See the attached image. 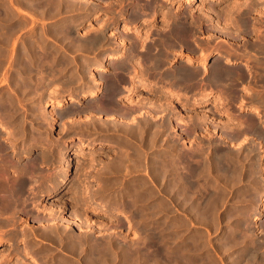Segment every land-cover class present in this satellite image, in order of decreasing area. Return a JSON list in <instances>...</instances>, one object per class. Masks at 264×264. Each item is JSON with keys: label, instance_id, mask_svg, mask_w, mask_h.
<instances>
[{"label": "rangeland", "instance_id": "1", "mask_svg": "<svg viewBox=\"0 0 264 264\" xmlns=\"http://www.w3.org/2000/svg\"><path fill=\"white\" fill-rule=\"evenodd\" d=\"M14 1L15 0H0V44H1L0 46L4 45L6 43L5 41L7 39H4L6 37H10V42L15 41L14 51L10 52L11 49L10 50L8 49V52L6 54H5L6 51L4 53H3V51H0V53H1L0 56L2 55L0 57V59H1L0 65H2V67H0V92H1L0 93V107H1L0 108V110H1L0 111V118H1L0 120H2V122H4V124H5V128L3 130L0 129V139H1V143H2L1 145H2L3 149L4 150L6 149L4 151V156H3L5 162H6V159L9 157L7 160H12L11 164H12V162L13 163L15 162L13 164L15 166H17V165L19 167H21V165L22 166L23 165L24 166H28V165L33 166L35 164L34 165V172L35 171H37V172H35V173L33 172L34 173V177H33L34 179L32 180L33 182L35 181L36 183H33L32 181H31L32 183H30V182L28 183V187L32 188L31 189L32 192H29L30 193L29 197H31L33 195L32 193H34V195L30 199L31 202L33 201V203L30 202L31 203L30 204L28 201L29 206L28 207L26 206V208L24 210V212H26V213H20V215L14 214L16 217L14 215H12V216L10 215V217H8L9 216L8 215V216H6L7 219L2 217V218H4L3 221H6V222L10 219V221H8L7 223L6 222L4 223L2 220H0L1 221L0 223L3 222L2 224H4V226H2L0 224L2 226V227H0V232H1L0 234H3V235L9 234L11 236L13 235V237L15 236L16 237L15 239L18 240L16 243L17 245H15L13 250L10 249V251L6 252L5 249H8V247H3L0 249V252H1L0 254L6 253L7 255L10 256L8 261L0 262V264H33L34 260L39 262L40 264H62V263L63 264H66V263L71 264L70 261L72 262V264H80V263L81 264H89L88 259H90V258H88V257L89 256L91 257V255L83 257L82 251H77L76 249H72V250H74V253H73V251L70 248V245H72V243L74 242L73 239L76 240L77 238H78L79 243H80V244L78 243L79 248H77V249L83 250V251H86L88 249L89 253L92 249H94L97 246V244L94 246V242L97 243V242L101 241L102 243L101 242H99V243H101L103 245L105 243L107 244L109 242L108 246H110V247H108V248H110V249H108V250H113L112 254H110V255L113 256L114 255L113 253H115L117 256V257L113 256L114 259L115 258L116 259H115V262H112V264H114V263L115 264H123V262L128 264V262L131 260V258L132 259L134 258L133 259L134 261H137L138 259H140L138 261H140L141 263L144 262L143 264H180L182 261L183 262L181 264H203V263L204 264H214V263H216V264H234L232 262L233 258L235 259L236 258L235 256H237L238 253L240 254V253H243L244 251L246 253H251V251H252V254L256 253V258H254L250 262L249 261L247 262L246 259L243 258L245 260L241 259L240 260L241 263L239 261L237 264H261V263L263 264V260H264V153L262 155L260 154L258 142L261 141L263 144V148H264V138L261 139L258 135H256L255 132H250L248 130V128L250 126H248V125L250 124L249 122H253L252 120H255V122H253V124L252 123L251 124L254 126L260 125L259 127L262 130L261 132L264 134V122H263L264 121V72H263L264 66L263 65L260 66L259 64L255 63L256 60H261V58L259 57L261 55V53L258 50V48H256L257 45L255 42L258 41L257 43L259 44V41L261 39H262V42L260 41V43H263V40H264V37H263L264 36V0H253V1L252 0L251 1L250 0H248V1L247 0H230V3H229V0H218V1L217 0H150L151 1V2H149L150 4L147 3L149 0H143L146 2H143L141 0L140 1L139 0H136V1L135 0H129V1L122 0L123 2L121 0H117V1L112 0V1H114L113 3L110 0H108V1L106 0L108 3V4L106 3V6L103 5L105 3V0H101L98 3L99 4L101 3L102 5L100 4L97 6V3L94 5L84 3V4H86V7H85V5L82 6L83 2L80 1L81 2L80 8H81V6L84 7L83 13H82V8H81V10H78V11H74V12L71 11L72 13H70V11H68L70 13L68 15H67V11H66V15L64 14L63 16L62 15L59 16L57 14H55V15L53 14V16H52V14H50L51 13L50 12V10H51L50 6H52L53 2L54 3H55V1L57 2V0H55V1L52 0V3H50L51 0H37L36 3H40L39 8H38V5L35 8H32L31 6H30L31 8L30 7L28 8L27 6L23 5L24 7H26V8H24L22 5H20V4H22L21 2H19L17 0L19 2V5H17L18 2L17 1L14 2ZM137 1H139V2H137ZM152 1L154 3H152ZM232 1L233 2L237 1L238 3L241 2L243 4L246 1L244 5H246L248 2H250V3H248L250 7L252 6L251 3H253V7H251V9H253V10H251L247 4V8L250 11L249 16H248V17H250V19L247 18V26L249 23H250V25L247 28V30H243L237 24H233L234 27L233 26L231 27V24L226 27L224 24V21L219 22L215 17H213L211 19L209 18L211 21L209 19L207 20L206 18L201 19V21H199L200 20L199 18L202 15L201 12L203 13V16L206 15V14H204L205 12L202 11L203 9H205V11L206 10L208 11V9H209L208 7H210L212 5L211 8L214 9V12L216 10L217 12L221 13L223 11H226L227 7L230 9V6L232 7L233 5L238 4V3H236V4L232 3ZM73 2H75L77 6L80 3V2L78 3V0L73 1ZM116 2H119L118 3L119 6L117 5ZM120 2H122V3L120 4ZM141 2H143V4ZM155 2H157L158 5H160V3H161V5L158 6L157 3L155 4ZM254 2H256V3H254ZM109 3L113 4V5L111 4L112 5L111 8L108 6V5H110ZM241 3H240V5H243ZM146 4L151 5V7L149 5H146ZM226 4L228 6H226ZM254 4H257V5H254ZM135 5H139V6L141 5V6L138 7ZM145 5L149 8H147ZM154 5H155V7H154ZM222 5L225 7L221 9L220 7H222ZM93 6L94 7L96 6L95 8H97V7L98 8L95 9ZM113 6H115V7H113ZM206 6H207V8H205ZM17 7H18V10H17ZM87 7L90 9L89 10L86 9ZM108 7L110 9L115 8L114 11H116V12H114L113 9L110 12L107 11V10H109ZM132 7L134 10L132 9ZM135 7H136V9L138 8L136 10L137 16H135L134 19H132L133 16H130L131 14H129V12L132 13V11H135ZM144 7H146L145 11H144ZM22 8H24V11ZM49 8H50V10H49ZM121 8H124V9H121ZM139 8H141L143 10H141ZM150 8H153V9H151L153 12L150 10ZM46 9L49 11H47ZM129 9L132 11H130ZM217 9H219V10H217ZM140 10L143 11V13ZM199 10H201V11L199 12ZM79 11H81V12H79ZM166 11L169 13L167 14ZM184 11H186V12H184ZM180 12L181 13L184 12L183 15H181ZM196 12H198V13H196ZM210 12H213V10L211 9ZM108 13H111V14H108ZM185 13H186V15L189 14V17L190 18L192 17L191 19H193L194 22H196L195 20H197V18H198L197 16H199V18H198L199 20L197 21L198 23L196 22V24H194L196 26H194L195 30H194L193 37L195 36L194 39H196V40H194L191 36L190 37L191 39L189 38V42H188V45L190 44L189 46L187 44H185L187 42H184L183 43L184 45L182 44L183 46L181 45V43H177V44L175 43L174 45H172L173 47L170 46V47L165 48L164 54H166V56H164L162 58V64H165V63L166 64L165 65L161 64L164 68L160 65L159 69H158L159 71L154 70V69H152V70L147 69V67L151 68V66L148 64V62L146 63L145 60H143L144 55H145L144 49H146L147 47H150L149 45L152 44V43H150V41L152 42L153 39H154L153 42L157 40V38H155V36L158 34V37H159L161 29L163 30V28L166 24H168L169 22L171 23L173 18L178 17L179 15L181 17H184ZM97 14H98V17H94ZM163 14H165V15H163ZM195 14H197V15H195ZM71 15H73L74 17ZM82 15H84V16H82ZM110 15L111 16L116 15V16L115 17L112 16L113 17L112 18ZM55 16H57L58 18H56ZM67 16L73 17V21H74L73 22L74 26L71 25L72 29L74 30V34L72 35V41L70 38H66V37H65V39H64V37L60 39L56 35L54 36V34H53V37H51V35H52L51 30L55 27V25L57 23L60 22V20H63L62 19L63 17L68 18ZM193 17H195V18H193ZM166 18L169 20V22ZM163 19H164V21H163ZM205 20L207 21V24H208V22H210V24H208V25H211V26H209V28H211L210 29L211 31H208V28H207L208 25L206 24ZM201 22H202V24H201ZM234 23H236V21ZM25 24H26V26H25ZM77 24H78V26H77ZM218 24L220 25V27ZM222 24H223V27H222ZM18 25H22L21 28L23 26H25L26 29L24 27L22 29L23 31H21V32H19V31L14 32L15 30L12 31V29H14ZM155 25H157V26H155ZM216 25H218V26L216 27ZM235 25L237 27H235ZM252 25H254V26H252ZM203 26H205V30H207V31L204 30ZM224 26L229 31H232V32L234 31L233 32L234 34H231L228 30H225ZM229 26L231 27V29H229ZM238 26H239V29H238ZM32 28L38 34V37L40 40L37 39V43H35L36 46L34 45L35 49H32L30 51L32 53H29V54L22 53L21 54V52H18V51L19 50L22 51V47L28 41V37L30 35L29 33L31 32ZM99 28L101 29V31ZM146 28H147V30H151L152 32L146 31ZM198 28H199V30H197ZM212 28L215 30L217 28H219L221 31L220 30L215 31ZM135 29H137V31L139 30L140 34L136 35ZM222 29H224V30H222ZM241 29H242V31H241ZM6 30L8 31L9 35L5 34V33H7ZM89 30H90V32H89ZM153 30H154V32H153ZM156 30H157V33H156ZM158 30H160V31L158 32ZM212 30L214 32H212ZM252 30H254V31H252ZM255 30L256 31L258 30V32H256ZM11 31H12V33L10 34ZM16 31H17V29H16ZM145 31L149 33V34L147 33V36H146ZM223 31H225V36L222 33ZM243 31H245L246 33H244V34L241 33ZM3 32H4V34H3ZM41 32H46L47 35H48V33L49 34L51 33V34L49 36L46 35V37H43V36L41 37V35H40ZM93 32L95 33V35L97 34L99 36V33L102 35V36L100 35L101 37H99V39L102 38L101 40L98 41L99 43L96 42L97 46L94 44L95 48L93 47V45L91 46V48L89 46L87 47V44H86V48H88V49H85V50L86 51L89 50L87 53H85L84 52L85 50H83V47L85 48V45L82 46L81 52L79 51L80 48H78V49L75 48L79 43L78 40H80V43L82 42V44L79 43V46H81L89 38L95 37ZM197 32H200L198 34V36L196 34ZM238 32L242 35L236 34ZM252 32H253V34H252ZM206 33L209 35H211L213 33V35H211V36H214V37H210ZM219 33H221V34H219ZM75 34H77L76 37H74ZM88 34H89V36H88ZM143 34H145V36H143V39H142L141 37ZM90 35H91V37H90ZM139 35H140V37H139ZM226 35L230 36L231 38L233 37V39H229L230 37H228ZM4 36H6V37H4ZM83 36L86 38H84ZM137 36H138V38H137ZM235 36H236V39H235ZM242 36H243V39H242ZM247 36H248V38H246ZM17 37H18V39H17ZM87 37H89V38L87 39ZM196 37H198V38H196ZM209 37L212 38L210 41H209V39H210ZM225 37H227V38H225ZM76 38H81V39H77L78 42H76V40H75ZM140 38L142 39V43H141ZM2 39H4V40H2ZM69 39H70V41H69ZM73 39L75 41H73ZM120 39L123 40L125 43V47H124L125 51H124L123 58L121 59V61H120V59L117 61H109L107 63L109 69L106 72H104L103 74L94 72V77L95 78L97 77L96 80H98L99 83L102 82L100 87L99 86L95 87V85L93 84L91 79L89 77H87L88 76L87 72L89 70L95 71V68L103 62V59L106 55L115 52L119 48L118 42ZM234 39L236 40V42H234L235 41ZM16 40H17V42H16ZM143 40H144V42H143ZM218 41L220 44H218ZM227 41H229V43ZM237 41H238V45H237ZM245 41H247V42H245ZM251 41H253V43ZM10 42H7L6 45H8V47L10 46V48H11ZM74 42H76L77 44H75ZM134 42L136 43V45H138L137 47L134 44ZM197 43H199V44H197ZM221 43H223V44L221 45ZM235 43L238 47H236V46L234 47ZM73 44H75L76 46L75 45H74V47L71 46ZM131 44H133L135 46H133ZM202 44H204V45H202ZM227 44L231 45L236 50L238 48V50H237V51H239L238 54L239 55L243 54V57L238 55L235 58L232 56L233 57L232 59L235 58L234 59L235 64L233 63L232 65H228V68H230L234 73H236V78L237 77L239 78L238 79L239 83L235 82L236 85L232 86L231 90L230 89L225 90L226 91L225 93L221 89V92H223V94H222L219 92L220 88L212 87L209 85H203L201 82H203L205 80V77L208 76V73H206V72L209 71V69L211 68V66L215 60L224 63L225 58H226V55H225L226 52L224 51V49L226 50ZM248 44L251 47H254V45H255L256 46V47H254L255 51L250 47L247 48ZM141 45L144 47H142ZM176 45L178 48L176 47ZM185 45H187V46H185ZM192 45L195 47L196 51L193 49L194 47H192ZM205 45L206 46L208 45L209 47L211 46L210 48L207 46L209 51H208V49H205L206 48ZM79 46H77V47H79ZM128 46L130 49L128 48ZM202 46L204 47V50H202V48H203ZM219 46H222V50ZM71 47H73V48H71ZM132 47L133 48L135 47V49H132ZM141 47L143 50H141ZM186 47L187 48L189 47V51H191V49H192V51L189 52L188 49H186ZM216 47H217V49H216ZM168 48H170L171 50ZM240 48H241V51L245 50L246 52L245 51L240 52V50H239ZM75 49H76V51H75ZM128 49L130 50V52ZM131 49L133 51H131ZM246 49H249V50H246ZM168 50H170V51H168ZM252 50L254 51V53H252ZM139 51L143 52L142 55ZM132 52H133V55H136L135 61L140 60L143 62L144 65L148 64V66L143 68L144 65L141 66L142 62L140 63V61H139L138 65L133 66V68L136 66L137 67L139 66L138 68L137 67L134 68V70L136 69L135 72L133 71V69L128 70V67H129L128 66V54H131ZM214 52H215V54H214ZM202 53H204L203 55L207 56V61L204 63V65L199 63L200 58L202 56ZM257 53L258 54L260 53V54L256 55ZM26 55H27V60L25 59ZM215 55H216V57H215ZM244 55H245V57H244ZM246 55H248V56H246ZM39 57H40V60H39ZM165 57H167V58H165ZM12 58H13V60H12ZM186 58H190L192 60L191 61L192 62L191 68L193 67L192 69L197 70L196 68L201 66L199 68L200 70L199 69L197 70L199 72V75L197 76L196 80H194L195 83L193 81L194 84L192 83L189 86H191V87L192 86H201V87L207 86V87H210L213 90V92H211L210 94H201V96H199L198 94H195L192 96L191 95L190 96H181V97H179L180 98L179 100L174 99V98H176V96H173L171 94H166V93L161 94V92H158V88L160 86L170 84V82L166 83V81H164L165 84H163L164 82L161 80L162 78H160V77H162V75L164 73H166L167 69L172 70V69L179 67L181 64L183 65L184 64L183 62L186 60ZM245 58H247V59L250 58L252 60L251 61L252 64L250 63L247 67H246V65H244V66L241 65L240 61H242ZM250 59H248V61H250ZM23 60H26L27 62L23 61ZM35 60H37V61H35ZM81 60H82V62H81ZM49 61H51V62H49ZM118 61L120 63L126 62V65L124 67H126L127 70L125 68H124L125 71H124V69L122 70V68L120 70L119 69L116 70L114 65L116 63L118 64ZM14 62H15V66H14ZM194 62L196 65L194 64ZM253 62H254V64L257 65V67L254 66ZM21 63L23 64L22 66H21ZM28 64H30L32 66L29 67L30 65H28ZM25 65H27L29 68H27V66H25ZM51 65H52V67H51ZM8 67H10V68H8ZM18 67L20 69L23 68V69H21L22 72L18 69ZM160 67H161V70H160ZM25 68H26V70H25ZM60 68H63V69H60ZM137 69H139V70H137ZM201 69H202V71H201ZM23 70H24V73H23ZM140 70L141 71L144 70L145 72L147 71L146 73L143 71L144 76L142 75L143 77L141 76V79L138 78V77H140V74L143 73ZM12 71H13V73H12ZM17 72L22 73V74H19ZM118 72H120V73H118ZM128 72L130 73L131 76L129 75ZM131 72H134V73L131 74ZM152 72H154L156 74V76H154L155 74L152 75L151 74ZM238 72H239V74H238ZM125 73H127V74H125ZM158 73H160V74L158 75ZM202 73H203V75H202ZM16 74H18V75H16ZM25 75H27V76H25ZM126 75L130 76L129 81L126 78ZM238 75H241V76L239 77ZM24 76L27 78L24 79ZM145 76H146V78H145ZM10 77H12V78H10ZM104 77H105V79H104ZM258 77H259V79H258ZM144 78H145V80H144ZM129 82L132 84H130ZM257 82L259 85H261L260 89H262L261 92H259L258 94H256L254 92V89L258 88V87H256ZM19 83L23 84L22 85L23 88H21L19 86ZM27 84L30 85L29 88H28ZM33 84H34V87H33ZM89 84H91V85L89 86ZM112 84H115L118 87L117 88L118 92L116 94V96H117L116 98L118 99V101H116V105H119L118 103H120V106H118V108L119 107H120L119 109L124 108L121 110V112L125 111L126 108H128V110H129V108L134 110V111L130 112V116L126 115L124 117V115H121V120L122 121L124 120L125 122L123 121L124 123L123 122L118 123L116 121V123H118V125H116L115 121L109 120L108 115H107V117H106V115H100V114L98 115L97 113L94 112V110H92L90 108H89V110H87L88 109V107H87L88 103H90L94 100L100 101L101 99H103L104 98L103 94L105 92V91H103V89L106 90L107 86L112 85ZM14 85H16V86H14ZM238 85H239V87H241L242 85L247 86L242 91H244L245 94H247V93H251V94L244 96L243 98L245 101H240V104H239V99H237L234 102H231L230 104H225L228 97L232 96L233 94L237 95ZM9 86H11V87H9ZM172 86H174V84ZM172 86H171V84L168 85V87H170V88H172ZM96 88H97L98 94H95L93 99H90L89 98L90 93L95 91ZM100 88H101V90L98 91V89H100ZM18 89H20V90H18ZM120 89H121V91H120ZM147 90H149V91H147ZM196 90H198V89H196ZM208 91H209V89H206V92H208ZM166 92L173 94L175 91L170 89ZM7 93H8V95H7ZM8 96H9V99H8ZM10 96H11V98H10ZM72 97L77 98V100L79 101V103H78L79 111H76L77 112L76 114L75 113H73L72 115L70 114V108L72 107V105H70L69 103H64V105L62 107H59V108L55 106V100H57L58 98H63L65 100V99H69ZM254 98H260V100L262 102L260 100L254 101L253 100ZM117 99H115V100H117ZM11 100H12V102H10ZM103 100H101V101L104 102ZM216 100H218V101H216ZM101 101L99 104L102 106L103 104L101 103ZM176 101H178V102L179 101L180 102L189 101L191 103L179 104ZM246 101H248V102H246ZM143 102L145 104H143ZM202 103L206 104L205 107H199V105H201ZM2 104H4L5 106ZM11 105H13V106H11ZM85 106H86V109H85ZM158 106L159 107L162 106V107L159 108ZM165 107H166V109H165ZM250 107L258 108L259 111H261V115L255 116L254 114H251L249 111H247L248 108H250ZM72 108H71V110H72ZM81 108H82V111L80 110ZM6 109H8V110H6ZM171 111H172V113H171ZM227 114H229V115H227ZM175 116H176V118H174ZM172 117H173V119H172ZM104 118H106V119H104ZM198 118L200 119V121ZM148 124L151 126H149ZM226 124H227V126L229 124V126L227 127ZM240 124H241V126H240ZM157 125H159L160 128ZM160 125L163 126V129ZM167 126H168V128H167ZM128 127H130L132 129V132L128 131V129H130ZM139 127L141 129L140 130L141 132L142 131L144 132L146 130L145 131L146 135L140 136V138H139V136H135V134H137V133L133 134L134 133L133 131L138 130ZM156 127H157V129H156ZM245 127H248V128H245ZM223 128H225V129H223ZM229 128L231 130H233L234 132L237 131L238 137L236 135H232V136H230L229 141L225 142V140H224V142H223V140H221L220 135L224 134L225 133L224 131L229 130L228 133L230 135L234 134V132L233 131L231 132V130ZM237 129H239V131L241 130L240 135H239V132ZM53 130L59 131L58 134L61 135V139L60 138L55 139L56 141H58L57 147H55V148L51 147V145H50V142H52L50 140L55 141L54 138H51V136H50V132H52ZM242 131H246V132H243L241 134ZM128 132L130 133L129 134L130 136L133 134L131 137H134V138H130L128 135ZM155 133H158V135H156ZM178 133L183 134V135H181L182 137ZM248 133L250 136L248 135ZM153 134H154V136H153ZM244 135L245 136L248 135L247 137H245L246 141L241 139L242 137H244ZM128 137H129V139H128ZM145 137H146V139H145ZM151 137L152 138L155 137V139H153V141H152ZM137 139H139V140H137ZM148 139L150 141H152L151 145H153V147L150 145H148V147L145 146L146 144H144V142L146 143L147 142L146 140H148ZM181 139L183 141H185L186 148H188V149L191 148L193 150L195 149L194 151H198V154H200L202 157H205V154L208 155L209 152L212 151V149L216 150V151H222V152L224 151V152H230V153L231 152L234 153V151H236V152H238V154L242 160L241 161L242 164L246 163L247 166L249 164H251L254 167H257L256 170L258 171L259 181H258V178H257V181H258L259 191L258 192L255 191V193L252 191L251 192L252 195L247 196V198L245 197L244 204H241V206L237 202L239 200H243L242 197H237V196L231 197L232 194H229L228 202L223 204L221 206L222 208L220 207L219 210L217 209L215 211L216 215H215V213H213V216H216V217L221 216V218L224 219V220H222L223 226L220 227V229L219 228L217 229L215 227V229H211V231H209V233H208V231L206 229H204V227L203 228L201 227L202 225L200 226L197 224V226L194 227L195 230L193 232H191V234L185 235L183 237L182 236L183 234L179 231L180 229L178 228V227H180L179 226L180 224H179V221H177V220H180V219H179V212L177 211V208H176L177 207V200H176L177 198H175L176 195L173 193V191H171L170 188H168V190H167V188L164 186L165 182H161L159 180L157 181L150 174L149 169H147V165H149L148 168L151 167V165L156 160V158H157L156 151L157 150H159L160 152H166V150H167V152L170 154L168 159H171V162H172V160H174L175 153L177 152L176 150H178L182 146ZM258 139H259V141H258ZM128 141L130 143H132V145ZM142 141H143V143H142ZM96 143H98L97 146L93 145V147H91V149H89L90 144H96ZM128 143L130 144V146L128 145ZM99 144H105V145H99ZM156 144H158V145H156ZM142 145L144 146V148H142V149H146V151L148 150L147 151L148 155H146L148 157H145L146 160L145 159L143 160L141 158L143 161L140 160V162H138V166L140 167L139 169L142 168L140 171H138L135 174H131L132 176H128V172L123 173V170L120 171L114 167V166H116L115 163H117L120 159L124 160L123 157L126 156V154H124V152L127 151L126 161H128V151L131 152V154L133 152L132 155H134L135 154L134 150L139 149V146L141 147ZM231 145L234 148H232ZM175 146H176V148H175ZM249 147H252L251 148L252 150H250ZM128 148L129 149L131 148L132 150L130 149L131 150L130 151ZM193 150H191V151H193ZM238 150H240V151H238ZM202 151L204 152V154ZM76 152H79L81 154V157L74 158ZM61 154H65L67 159L66 158L64 159V157H61ZM121 154H124V156H122ZM119 157H120V159H119ZM130 157H132V156L130 155ZM148 161H149V164L147 163ZM6 163L10 164V161L9 162L7 161ZM127 163L128 162H126V165L128 166ZM64 166H68V170L66 173L63 172ZM144 168H146V169H144ZM139 169L137 168V170H139ZM119 172H121V173H119ZM36 175H38V176H36ZM65 176H69L70 181H68L65 184L60 183L61 180L65 178ZM170 177H173V174H170L169 177H167V178L170 179ZM11 179H13V178L11 177L10 179H8V180H10L9 181L10 183H12ZM170 182H172V181L170 180ZM54 184H56L59 188V194H57V196L55 194L53 195L52 193L49 192L50 187ZM142 185H143V187H142ZM135 186H136V188L138 186L139 187L136 189ZM141 187L143 189H141ZM163 188H165V190ZM158 189L160 191H158ZM134 190L137 192V194L140 193V194H138L139 196H136V192ZM245 190L246 189L244 188L243 190H240L239 192L243 191L245 193L247 191V190L246 191ZM155 191H158L159 194ZM146 192L148 194L150 193V196ZM151 192H153V193H151ZM141 193H143L144 196ZM144 193L148 196H145ZM172 193H173V196H172ZM130 195H131V198H130ZM155 195H157V197H153ZM167 195H169V196H167ZM140 196H143V198L141 197V199L142 200L145 199V200L144 201L140 200L139 199ZM144 197H147V198H144ZM251 197H253L252 198L253 201L251 203H249V198H251ZM150 198H151V200H149ZM130 199L132 202L135 199H138L139 201L137 200V201H134L132 203L130 201ZM246 199H248V200H246ZM128 201H130L131 203ZM160 201H162V202H160ZM246 201H248V202L246 203ZM28 203H27V205H28ZM58 203L60 205H62L64 210L61 211L60 209L56 208ZM210 203H212V202H210ZM248 203H249V206H248ZM163 204H165V205H163ZM166 204L168 207L166 206ZM260 204L262 205L261 210L258 209ZM150 208L151 209L154 208V210H153L154 212L152 210H150ZM199 208H198V210H199ZM241 209L243 212L240 211ZM198 210H196V211H198ZM199 211H201V208ZM199 211H198V213L200 214ZM232 212L234 213L233 216H236V212L244 214V215H242L243 220L241 219L242 220V224H240L241 228L239 227V230L240 229L241 230L240 231L237 230L238 232L235 233L237 235V237H239V238L236 237V240H235V242L238 241V243L237 242L234 243L235 244L233 246L234 250L232 248L230 250V252L232 251L230 253V256L228 258H225V257H221L220 252L218 253V251H219L218 246L219 245H217V244H219L220 241L228 242V244H231V243H229V241L234 242V241H232V239L229 240V238H230L229 234L231 233V232H229V231H231L229 229L233 226V223H231L230 220H233V218H234L232 216V214H233ZM198 213L196 212V214L191 215V217L194 219V221L196 223H197V219L199 218ZM48 214H49L50 218L52 217L56 220L59 219L58 221H60V222H65L67 220L68 215H73V216L75 215L74 218L76 220H78V222L81 224V227H78V229H77L76 226H72L70 228L71 230H65V228L63 226L61 227L60 225H54L49 220H47L46 217L48 216ZM17 216H18V218H17ZM196 216H197V219L195 218ZM226 216H227V218H226ZM228 216L231 219L227 221V219H229ZM243 216H246V217L244 218ZM12 217L15 221L13 219H11ZM43 217L45 219H43ZM12 220H13V223H15V222L16 223L13 224ZM225 220H226V222H225ZM243 221H244V223H243ZM227 222H229L230 224L228 223V225H227L226 224ZM5 224H7L6 227H5ZM8 225H9V227H8ZM209 225H210V223H209ZM226 225H227V227H226ZM198 226H199V229H198ZM212 228H214V227H212ZM196 231H197V233H196ZM200 231H201V233H199ZM203 231H204V233L206 232V235L208 237V238L206 237V239L209 241H204L205 240L204 239L205 234L203 233ZM5 232H6V234H5ZM225 232L227 234H225ZM85 235H86V237L89 235L88 241L91 244H93L92 246L89 245L90 243H88L87 240H85L86 239ZM200 235L203 236L201 239H200V237H198ZM81 236L85 237V239L81 238ZM180 236H182L183 240L182 239L180 240ZM90 238H92L94 240V242ZM188 238L189 239L191 238V239L189 240ZM196 238L200 239L201 241H199V240L197 241ZM202 240H203V242H202ZM85 241L87 242V244ZM66 242H68V243H66ZM204 242H210V243H209V245H207L206 243L204 244ZM225 242H223V243H225ZM256 242L260 243V244H256ZM196 243H197V245H195ZM202 243L205 245V246H203L205 249L204 248L201 249ZM220 244H222V243H220ZM236 244H237V246H236ZM206 245L208 246L207 248H206ZM258 245H259V247H258ZM214 246L216 249L214 248ZM100 247H102V245L97 246V248H100ZM180 247H182V248H180ZM35 248H37V249H35ZM247 248H248V250H247ZM255 248H257V251L255 250ZM217 249H218V251H216ZM242 249L244 250L243 252H242ZM60 250H62V251H60ZM69 251H70V255H69ZM122 251H124V252H122ZM126 251H128V252H126ZM77 252L79 254L75 255ZM196 252L198 255L196 254ZM233 252H235V253H233ZM181 253H182V255H180V257H179V254H181ZM71 254H73L74 257L71 256ZM65 255H67V256H65ZM195 255L199 256L200 262H199V260L193 259V258H195ZM113 257H112V261H114ZM135 258H136V260H135ZM117 259H118V261H116ZM122 260H123V262H122ZM184 260L186 263L184 262ZM219 261L222 263H220ZM210 262H213V263H210ZM130 263H132V262L130 261L129 264Z\"/></svg>", "mask_w": 264, "mask_h": 264}, {"label": "bare ground", "instance_id": "2", "mask_svg": "<svg viewBox=\"0 0 264 264\" xmlns=\"http://www.w3.org/2000/svg\"><path fill=\"white\" fill-rule=\"evenodd\" d=\"M15 1H17V0H15ZM14 1V2H15ZM19 2H21L22 4H20V5H24V6H27L28 8L31 6L32 8H35V7H37V5H38V8L40 7L39 5H40V3H36L37 2V0H18ZM17 1V2H18ZM55 1V0H54ZM73 1H76V0H57V2L55 1V3L53 2V4H52V6H50V8H51V10H50V8H49V10H50V14H52V16H53V14L55 15V14H57V15H66V11H67V15L68 14H70V13H72L71 11H78V10H81V8H82V13H83V8L84 7H82V6H84L85 5V7H86V4H84V3H87V4H90V5H94V4H96L97 3V6L98 5H100L98 2H100L101 0H78V3L80 2V1H82L83 2V4H82V6H81V8H80V5H81V2L79 3V5L77 6L76 5V3L75 2H73ZM108 1V0H107ZM107 1L105 0V3L103 4L104 6H106V3H107ZM110 1H112V0H110ZM115 1H117V0H115ZM122 1V0H121ZM127 1H129V0H127ZM136 1V0H135ZM134 1V2H135ZM140 1V0H139ZM139 1H137V2H139ZM141 1H143V0H141ZM218 1V0H217ZM248 1V0H247ZM251 1V0H250ZM253 1V0H252ZM13 2V1H12ZM16 2V3H17ZM19 2L17 3V5H19ZM39 2V1H38ZM114 1H112V3H113ZM123 2V1H122ZM122 2H120V4L122 3ZM136 2V3H137ZM143 2H146V1H143ZM143 2H141L142 4H143ZM149 2H151L150 0L147 2V3H149ZM161 2V1H160ZM246 2V1H245ZM245 2H244V4H245ZM15 3V4H16ZM44 3V2H43ZM50 3H52V0H51V2ZM111 3V4H112ZM117 3V5L119 6V2H116ZM127 3V2H126ZM129 3V2H128ZM135 3V4H136ZM152 3H154L153 1H152ZM157 2H155V4H156ZM219 3V2H218ZM229 3H230V0H229ZM232 3H238L237 1L236 2H233L232 1ZM241 3V2H240ZM240 3H238V4H236V5H233L232 7L230 6V9L228 8H226V11H223V12H217L216 10H215V12H214V9L213 8H211V6L210 7H208L210 10L212 9L213 10V12H210V10L208 9V11L206 10L205 11V9H201L202 11H204L205 13L204 14H206L205 16H203V13L201 12V16H200V18H199V16H197L196 18H197V20H195L196 22L199 20V21H201V19H211V18H213V17H215L219 22H221V21H224V24H225V26L227 27L228 25H230L231 24V27L233 26V24H237V25H239L240 26V28H242L243 30H247V28L249 27V25H250V23L248 24V26H247V18H249L250 19V17H248L249 16V9L247 8V4L248 3H250V2H248L246 5H244L243 3H241V4H243V5H240ZM254 3H256V2H254ZM108 4V3H107ZM110 4V3H109ZM108 5L110 8H111V6L113 5ZM140 4V3H139ZM150 4V3H149ZM149 4H146V5H149ZM163 4V3H162ZM211 4V3H210ZM228 4V3H227ZM226 4V6H228ZM252 4V6L251 7H253V3H251ZM51 5V4H50ZM102 5V4H101ZM116 5V4H115ZM145 5V6H146ZM157 5H158V3H157ZM160 5H161V3H160ZM160 5H158V6H160ZM200 5V4H199ZM231 5V4H230ZM254 5H257V4H254ZM23 6V7H24ZM46 6V5H45ZM133 6V5H132ZM135 6H138V7H140L139 5H135ZM143 6V5H142ZM150 7H151V5H149ZM157 6V7H158ZM189 6V5H188ZM248 6H249V4H248ZM20 7V6H19ZM30 7V8H31ZM91 7V6H90ZM94 7V6H93ZM96 7V6H95ZM94 7V8H95ZM108 7V8H109ZM113 7H115V6H113ZM134 7V6H133ZM133 7H132V9H133ZM147 7V6H146ZM146 7H144V11L146 10L145 8ZM154 7H155V5H154ZM202 7V6H201ZM214 7V6H213ZM225 6H223L222 5V7H220L221 9L222 8H224ZM250 7V6H249ZM251 7H250V9H251ZM24 8H26V7H24ZM24 8H22L23 9V11H24ZM98 8V7H97ZM97 8H95V9H97ZM104 8V7H103ZM109 8V10H107V11H111L112 9H110ZM129 8V7H128ZM147 8H149V7H147ZM205 8H207V6L205 7ZM217 8V7H216ZM21 9V8H20ZM48 9V8H47ZM46 9V10H47ZM86 9H90V8H86ZM85 9V10H86ZM121 9H124V8H121ZM138 9V8H137ZM136 7H135V11H132V10H130V11H132V13L131 12H129V14H131L130 16H133L132 17V19H134V17L135 16H137V12H136ZM139 9H141V8H139ZM151 9H153V8H150V10ZM17 10H18V7H17ZM44 10V9H43ZM49 10H47V11H49ZM105 10V11H106ZM115 10V8L113 9V11ZM117 10V9H116ZM134 10V9H133ZM141 10H143V9H141ZM140 10V11H141ZM149 10V11H150ZM160 10V9H159ZM168 10V9H167ZM188 10V9H187ZM194 10V9H193ZM201 10H199V12L201 11ZM217 10H219V9H217ZM251 10H253V9H251ZM64 11V12H63ZM68 11H70V13L68 12ZM97 11V10H96ZM112 11V12H113ZM152 11V10H151ZM150 11V12H151ZM156 11V10H155ZM19 12V11H18ZM79 12H81V11H79ZM88 12V11H87ZM90 12V11H89ZM93 12V11H92ZM114 12H116V11H114ZM139 12V11H138ZM142 13H143V11H141ZM153 12V11H152ZM167 12V11H166ZM184 12H186V11H184ZM183 12V13H184ZM192 12V11H191ZM207 12V13H206ZM254 12V11H253ZM252 12V13H253ZM263 12V11H262ZM28 13V12H27ZM63 13V14H62ZM98 13V12H97ZM107 13V12H106ZM118 13V12H117ZM141 13V14H142ZM147 13V12H146ZM158 13V12H157ZM169 12H167V14H168ZM181 13V12H180ZM183 13H181V15H183ZM189 13V12H188ZM187 13V14H188ZM193 13V12H192ZM196 13H198V12H196ZM5 14V13H4ZM44 14V13H43ZM86 14V13H85ZM84 14V15H85ZM108 14H111V13H108ZM113 14V13H112ZM119 14V13H118ZM117 14V15H118ZM122 14V13H121ZM124 14V13H123ZM140 14V13H139ZM145 14V13H144ZM154 14V13H153ZM166 14V13H165ZM165 14H163V15H165ZM190 14V13H189ZM189 14L188 15H186V13H185V15H184V17H181L179 14V16L178 17H175V18H173V20L171 21V23L169 22V20H168V22L170 23H168V24H166L165 26H164V28H163V30L161 29V31L160 30H158V32L160 31V34H159V37H158V34L155 36V38H157V40L156 41H154L153 42V40H152V42L150 41V43H152L151 45H149L150 47H147L146 49H144V59L143 60H145V62L147 63L148 62V64L151 66V68H148L147 67V69H154V70H157V71H159L158 69H159V66L162 64V58L164 57V56H166V54H164V50H165V48H167V47H170V46H172V45H174L175 43L177 44V43H181V45L184 43V42H187V43H185V44H187L188 45V42H189V38L192 36V38L194 39V37H193V35H194V30H195V28H194V26H196V25H194V24H196V22H194V20L193 19H191L190 17H189ZM45 15V14H44ZM77 15V14H76ZM84 15H82V16H84ZM193 15V14H192ZM195 15H197V14H195ZM199 15V14H198ZM51 16V15H50ZM71 16H73V15H71ZM71 16H67L68 18H65V17H61L63 20H60V22L59 23H57L56 25H55V27L51 30L52 31V35H51V37H53V34H54V36L56 35L57 37H59L60 39L61 38H63L64 37V39H65V37L66 38H70L71 39V41H72V35L74 34V30L72 29V26L71 25H73L74 26V21H73V17H71ZM111 16V15H110ZM113 16V15H112ZM111 16V17H112ZM116 16V15H115ZM115 16H113V17H115ZM119 16V15H118ZM129 16V17H130ZM177 16V15H176ZM56 18H58L57 16H55ZM94 17H98V14L96 15V16H94ZM112 17V18H113ZM142 17V16H141ZM171 17V16H170ZM174 17V16H173ZM202 17V18H201ZM252 17V16H251ZM20 18V17H19ZM49 18V17H48ZM65 18V19H64ZM131 18V17H130ZM193 18H195V17H193ZM255 18V17H254ZM25 19V18H24ZM41 19V18H40ZM209 19V20H210ZM129 20V19H128ZM166 20V21H167ZM56 21V20H55ZM59 21V20H58ZM78 21V20H77ZM132 21V20H131ZM163 21H164V19H163ZM204 21V20H203ZM206 21V20H205ZM211 21V20H210ZM214 21V20H213ZM217 21V22H218ZM236 21V23H234ZM37 22V21H36ZM57 22V21H56ZM33 23V22H32ZM198 23V22H197ZM205 23V22H204ZM203 23V24H204ZM216 23V22H215ZM214 23V24H215ZM223 23V22H222ZM21 24V23H20ZM43 24V23H42ZM83 24V23H82ZM201 24H202V22H201ZM206 24H207V21H206ZM205 24V25H206ZM208 24H210V22H208ZM207 24V25H208ZM85 25V24H84ZM111 25V24H110ZM198 25V24H197ZM213 25V24H212ZM219 25V24H218ZM218 25H216V27L218 26ZM21 26L22 25H18V26H16L14 29H12V31H14V32H21V31H23L22 29L26 26V24H25V26H23L22 28H21ZM77 26H78V24H77ZM76 26V27H77ZM104 26V25H103ZM155 26H157V25H155ZM209 26H211V25H208V31H211L210 29L211 28H209ZM215 26V25H214ZM213 26V27H214ZM224 26V29L225 30H228L226 27ZM239 26H238V29H239ZM252 26H254V25H252ZM105 27V26H104ZM162 27V26H161ZM160 27V28H161ZM204 27V30H205V26H203ZM215 27V28H216ZM219 27H220V25H219ZM222 27H223V24H222ZM221 27V28H222ZM231 27L229 26V29H231ZM234 27V26H233ZM235 27H237L236 25H235ZM52 28V27H51ZM140 28V27H139ZM197 28V27H196ZM206 28V29H207ZM253 28V27H252ZM16 29H17V31H16ZM25 29H26V27H25ZM75 29V28H74ZM100 29V28H99ZM103 29V28H102ZM201 29V28H200ZM213 29V28H212ZM224 29H222V30H224ZM233 29V28H232ZM237 29V30H238ZM242 29H241V31H242ZM254 29V28H253ZM93 30V29H92ZM91 30V31H92ZM136 30V35L137 34H140L139 33V30L137 31V29H135ZM197 30H199V28L197 29ZM196 30V31H197ZM213 30H215V29H213ZM212 30V32H214ZM216 30H220L219 28H217ZM215 30V31H216ZM7 31V30H6ZM10 31V30H9ZM12 31L10 32V34L12 33ZM40 31V30H39ZM44 31V30H43ZM50 31V32H51ZM98 31V30H97ZM100 31H101V29H100ZM99 31V32H100ZM146 31H151V30H147V28H146ZM145 31V33H146V36H147V33L148 32H146ZM205 31H207V30H205ZM204 31V32H205ZM221 31V30H220ZM229 31V30H228ZM227 31V32H228ZM252 31H254V30H252ZM256 31V30H255ZM13 32V33H14ZM86 32V31H85ZM89 32H90V30H89ZM104 32V31H103ZM152 32V31H151ZM153 32H154V30H153ZM231 34H234L232 31H229ZM228 32V33H229ZM237 32V31H236ZM248 32V31H247ZM250 32V31H249ZM256 32H258V30L256 31ZM97 33V32H96ZM143 33V32H142ZM156 33H157V30H156ZM200 32H197L196 34H197V36H198V34H199ZM211 33V32H210ZM223 34H224V36H225V31H223L222 32ZM241 33H246L245 31H243V32H241ZM3 34H4V32H3ZM5 34H8V31H7V33H5ZM30 35H29V37H28V41L26 42L25 40V44L23 45V47H22V51H18V52H21V54L22 53H25V54H29V53H32V52H30L32 49H35L34 47L36 46V44L35 43H37V39H39V37H38V34L34 31V29L32 28V30H31V32L29 33ZM51 34V33H50ZM49 33H48V35H47V33L46 32H41V37L43 36V37H46V35L47 36H49L50 35ZM78 34V33H77ZM77 34H75L74 35V37H76V35ZM85 34V33H84ZM93 34L95 35V33L93 32ZM149 34V33H148ZM155 34V33H154ZM203 34V33H202ZM207 34V33H206ZM218 34V33H217ZM219 34H221V33H219ZM222 34V35H223ZM236 34H240L239 32L238 33H236ZM235 34V35H236ZM248 34V33H247ZM252 34H253V32H252ZM9 35V34H8ZM39 35V36H40ZM81 35V34H80ZM93 35V36H94ZM97 35V34H96ZM95 35V37H93V38H89V37H87V39L88 40H86L84 43H83V45H81V46H79V43H80V40H78L79 41V43H78V45L77 46H79V47H77L75 44H77L76 42H78L77 41V39H81V38H76L75 40H76V42H74L75 44H73V45H71V46H73L74 47V45L76 46L75 48H80V52H81V48H82V46H84L85 45V48L83 47V50H85V49H88V48H86V44H87V47L89 46L90 48H91V46L93 45V47L96 45L97 46V43L96 42H98L99 40H101V39H99V37H101L102 35L99 33V36L97 35L96 36ZM101 35V36H100ZM205 35V34H204ZM207 35H209V34H207ZM211 35H213V33L211 34ZM211 35H209L210 37H214V36H211ZM221 35V36H222ZM240 35H242V34H240ZM239 35V36H240ZM249 35V34H248ZM262 35V34H261ZM7 36V35H6ZM6 36H4V37H6ZM12 36V35H11ZM82 36V35H81ZM88 36H89V34H88ZM143 36H145V34H143L142 35V39H143ZM153 36V35H152ZM218 36V35H217ZM226 36H228V35H226ZM244 36V35H243ZM243 36H242V39H243ZM246 36V35H245ZM259 36V35H258ZM84 37V36H83ZM90 37H91V35H90ZM139 37H140V35H139ZM209 37V38H210ZM228 37H230V36H228ZM241 37V36H240ZM256 37V36H255ZM264 37V36H263ZM12 38V37H11ZM55 38V37H54ZM84 38H86V37H84ZM134 38V37H133ZM137 38H138V36H137ZM140 38V40H141V43H142V39ZM196 38H198V37H196ZM216 38V37H215ZM225 38H227V37H225ZM239 38V37H238ZM237 38V39H238ZM246 38H248V36L246 37ZM4 39H7L5 42L7 43V42H10V37H6V38H4ZM4 39H2V40H4ZM17 39H18V37H17ZM25 39V38H24ZM36 39V40H35ZM70 39H69V41H70ZM132 39V38H131ZM191 39V38H190ZM212 38H210L209 39V41L211 40ZM229 39H233V37L231 38H229ZM235 39H236V36H235ZM234 39V40H235ZM240 39V38H239ZM259 39V38H258ZM257 39V40H258ZM40 40V39H39ZM38 40V41H39ZM74 39H73V41H75ZM194 40H196V39H194ZM205 40V39H204ZM208 40V39H207ZM226 40V39H225ZM36 41V42H35ZM82 41V40H81ZM130 41V40H129ZM138 41V40H137ZM191 41V40H190ZM224 41V40H223ZM222 41V42H223ZM254 41V40H253ZM253 41H251L252 43H253ZM261 42H262V39L260 40ZM260 41H259V44L257 43V42H255L256 43V45H257V47L254 45V47H256V48H258V50L260 51V53H261V55L259 56L260 58H261V60H256V62L255 63H257V64H259L260 66L261 65H263L264 66V40H263V43H260ZM16 42H17V40H16ZM19 42V41H18ZM65 42V41H64ZM68 42V41H67ZM133 42V41H132ZM143 42H144V40H143ZM212 42V41H211ZM210 42V43H211ZM221 42V41H220ZM228 43H229V41H227ZM226 42V43H227ZM231 42V41H230ZM234 42H236V40L234 41ZM233 42V43H234ZM245 42H247V41H245ZM250 42V41H249ZM6 43L4 44V45H2V46H0V51H3V53L5 52V54L8 52V49L10 50V52L11 51H14V44H15V41H12V42H10V45H11V48H10V46L8 47V45H6ZM69 43V42H68ZM99 43V42H98ZM140 43V44H141ZM194 43V42H193ZM202 43V42H201ZM213 43V42H212ZM251 43V44H252ZM67 44V43H66ZM80 44H82V42L80 43ZM95 44V45H94ZM134 44L136 45V43L134 42ZM145 44V43H144ZM143 44V45H144ZM149 44V43H148ZM147 44V45H148ZM197 44H199V43H197ZM208 44V43H207ZM218 44H220L219 43V41H218ZM217 44V45H218ZM223 43H221V45H222ZM232 44V43H231ZM1 45V44H0ZM35 45V46H34ZM99 45V44H98ZM118 45H119V48L115 51V52H113V53H111V54H108V55H106L105 57H104V59H103V62L101 63V64H99L96 68H95V71L94 70H89L88 72H87V74H88V76L87 77H89L90 79H91V81L93 82V84L95 85V87L96 86H99L100 87V85L102 84V82L101 83H99V81L98 80H96V78L94 77V72L96 73H101V74H103L104 72H106L108 69H109V67H108V62L109 61H117V60H119L120 59V61H121V59L123 58V55H124V47H125V43H124V41L123 40H119V42H118ZM131 45H133V44H131ZM135 45H133V46H135ZM146 45V44H145ZM184 45V44H183ZM182 45V46H183ZM187 45H185V46H187ZM190 45V44H189ZM188 45V46H189ZM201 45V44H200ZM199 45V46H200ZM202 45H204V44H202ZM209 45V44H208ZM207 45V46H208ZM213 45V44H212ZM215 45V44H214ZM233 45V44H232ZM237 45H238V41H237ZM236 45V43H235V45H234V47L236 46V47H238ZM67 46V45H66ZM138 45H136V47H137ZM142 46V45H141ZM180 46V45H179ZM207 46L205 45V49H208L207 48ZM216 46V45H215ZM248 47L247 48H252L253 50H254V47H251V46H249V44L247 45ZM73 47H71V48H73ZM131 47V46H130ZM142 47H144V46H142ZM142 47H141V50H143L142 49ZM173 47V46H172ZM171 47V48H172ZM176 47H177V45H176ZM192 47H194L193 45H192ZM201 47V46H200ZM203 47V46H202ZM209 47V46H208ZM211 47V46H210ZM209 47V48H210ZM214 47V46H213ZM220 48H221V50H222V46H219ZM218 47V48H219ZM225 47V46H224ZM244 47V46H243ZM95 48V47H94ZM128 48H129V46H128ZM178 48V47H177ZM219 48V49H220ZM130 49V48H129ZM128 49V50H129ZM132 49H135V47L133 48L132 47ZM131 49V51H133ZM140 49V48H139ZM168 49H170V48H168ZM173 49V48H172ZM181 49V48H180ZM185 49V48H184ZM186 49H188V51H189V47L187 48L186 47ZM195 51H196V49H195V47L193 48ZM216 49H217V47H216ZM74 50V49H73ZM82 50V51H83ZM171 50V49H170ZM170 50H168V51H170ZM193 50V51H194ZM202 50H204V47L202 48ZM213 50V49H212ZM237 50H238V48H237ZM235 48H233L231 45H228L227 44V48H226V50L224 49V51L226 52V58H225V61H224V63H222V62H220V61H214V63L212 64V66H211V68L209 69V71L208 72H206V73H208V76L207 77H205V80L203 81V82H201L203 85H209V86H212V87H218V88H220V90H219V92L220 93H222L223 94V92L225 93L226 91L225 90H227V89H230L231 90V87L232 86H235L236 84H235V82L237 83L239 80V78L237 77L236 78V73H234L230 68H228V65H232L233 63L235 64V62H234V59L239 55L238 54V52L239 51H237ZM240 50V52H242V51H245V50H242L241 51V48L239 49ZM246 50H249V49H246ZM252 50V53H254V51ZM257 50V51H258ZM75 51H76V49H75ZM89 51V50H88ZM88 51H84L85 53H87ZM191 51H192V49H191ZM191 51H189V52H191ZM206 51V50H205ZM208 51H209V49H208ZM258 51V52H259ZM129 52H130V50H129ZM136 52V51H135ZM138 52V51H137ZM140 53H141V55H142V53L143 52H141V51H139ZM223 52V51H222ZM246 52V51H245ZM248 52V51H247ZM250 52V51H249ZM16 53V52H15ZM83 53V52H82ZM91 53V52H90ZM166 53V52H165ZM169 53V52H168ZM195 53V52H194ZM205 53V52H204ZM204 53H202V56H201V58H200V62L199 63H201V64H203L204 65V63L207 61V56H205V55H203ZM259 53V54H260ZM1 54V53H0ZM12 54V53H11ZM20 54V53H19ZM20 54V55H21ZM40 54V53H39ZM55 54V53H54ZM128 54V53H127ZM139 54V53H138ZM214 54H215V52H214ZM250 54V53H249ZM258 53L256 54V55H259ZM4 55V54H3ZM191 55V54H190ZM193 55V54H192ZM224 55V54H223ZM251 55V54H250ZM2 56V55H1ZM0 56V57H1ZM173 56V55H172ZM235 57L234 59H232L233 57ZM239 56H242L243 57V54H240ZM246 56H248V55H246ZM4 57V56H3ZM19 57V56H18ZM26 58V60H27V55L25 56ZM37 57V56H36ZM46 57V56H45ZM140 57V56H139ZM168 57V56H167ZM167 57H165V58H167ZM189 57V56H188ZM212 57V56H211ZM210 57V58H211ZM215 57H216V55H215ZM244 57H245V55H244ZM250 57V56H249ZM258 57V56H257ZM5 58V57H4ZM24 58V57H23ZM169 58V57H168ZM191 58V57H190ZM190 58H186V60L183 62L184 64L182 65H180L179 67H177V68H175V69H172L171 67V69L172 70H166V73H162L163 75H162V77H160V78H162L161 80L164 82V81H166V83L167 82H170V84H171V86L174 84V85H177V87H179V86H183V85H191L192 83H193V81L194 80H196V78H197V76L199 75V72L197 71L201 66H199L198 68H196L197 70H194V69H192L191 68V59ZM19 59V58H18ZM21 59V58H20ZM33 59V58H32ZM135 59H136V55H133V52L131 53V54H128V66L130 67H128V70L129 69H133V71L135 72V70H134V68H136V67H134L133 68V66H135V65H138L139 64V61H135ZM217 59V58H216ZM219 59V58H218ZM223 59V58H222ZM248 59H250V58H248ZM248 59L247 58H245V59H243L242 61H240V63H241V65H246V67L251 63L252 64V60L250 59V61H248ZM256 59V58H255ZM259 59V58H258ZM12 60H13V58H12ZM11 60V61H12ZM26 60H23V61H26ZM38 60V59H37ZM37 60H35V61H37ZM39 60H40V57H39ZM138 60V59H137ZM168 60V59H167ZM220 60V59H219ZM224 60V59H223ZM0 61H1V59H0ZM45 61V60H44ZM164 61V60H163ZM171 61V60H170ZM254 61V60H253ZM20 62V61H19ZM27 62V61H26ZM29 62V61H28ZM34 62V61H33ZM46 62V61H45ZM49 62H51V61H49ZM81 62H82V60H81ZM84 62V61H83ZM142 61H140V63H141ZM165 62V61H164ZM168 62V61H167ZM174 62V61H173ZM213 62V61H212ZM10 63V62H9ZM24 63V62H23ZM125 63V64H124ZM0 64H1V62H0ZM12 64V63H11ZM27 64V63H26ZM31 64V63H30ZM30 64H28V65H30ZM54 64V63H53ZM61 64V63H60ZM117 64V63H116ZM114 65V67L116 68V70L117 69H121L122 68V70L125 68L126 69V67H124L125 65H126V62H123V63H120L119 61H118V64L117 65ZM142 65L141 66H143L144 64H143V62L141 63ZM148 64L147 65H144L143 66V68L144 67H146V66H148ZM166 64V63H165ZM165 64H162V65H165ZM180 64V63H179ZM178 64V65H179ZM194 64H195V62H194ZM253 64H254V62H253ZM18 65V64H17ZM23 64L21 63V66H22ZM161 65V66H162ZM196 65V64H195ZM208 65V64H207ZM240 65V64H239ZM258 65V66H259ZM14 66H15V62H14ZM25 66H27V65H25ZM32 65H30L29 67H31ZM37 66V65H36ZM149 66V67H150ZM254 66L255 67H257V65L256 64H254ZM259 66V67H260ZM0 67H2V65H0ZM28 66H27V68H29ZM39 67V66H38ZM51 67H52V65H51ZM58 67V66H57ZM61 67V66H60ZM139 67V66H138ZM137 67V68H138ZM163 67V66H162ZM173 67V66H172ZM7 68V67H6ZM8 68H10V67H8ZM55 68V67H54ZM142 68V67H141ZM164 68V67H163ZM168 68V67H167ZM203 68V67H202ZM208 68V67H207ZM233 68V67H232ZM243 68V67H242ZM264 68V67H263ZM18 69L22 72V70L21 69H23V68H19L18 67ZM33 69V68H32ZM60 69H63V68H60ZM125 69H124V71H125ZM205 69V68H204ZM262 69V68H261ZM8 70V69H7ZM11 70V69H10ZM25 70H26V68H25ZM59 70V69H58ZM127 70V69H126ZM137 70H139V69H137ZM145 70V69H144ZM143 70V71H144ZM153 70V71H154ZM160 70H161V67H160ZM200 70V69H199ZM55 71V70H54ZM141 71V70H140ZM143 71H141V72H143ZM156 71V72H157ZM201 71H202V69H201ZM134 72H131V74L132 73H134ZM139 72V71H138ZM145 72V71H144ZM144 72L143 73H139L140 74V77H138V78H140L141 79V76L143 75L144 76ZM147 72V71H146ZM145 72V73H146ZM151 72V71H150ZM262 72V71H261ZM264 72V71H263ZM262 72V73H263ZM12 73H13V71H12ZM17 73H19V72H17ZM23 73H24V70H23ZM53 73V72H52ZM59 73V72H58ZM118 73H120V72H118ZM129 73V72H128ZM137 73V72H136ZM258 73V72H257ZM19 74H22V73H19ZM36 74V73H35ZM125 74H127V73H125ZM150 74V73H149ZM152 75H154L155 73L154 72H152L151 73ZM150 74V75H151ZM160 73H158V75H159ZM238 74H239V72H238ZM261 74V73H260ZM16 75H18V74H16ZM29 75V74H28ZM31 75V74H30ZM71 75V74H70ZM122 75V74H121ZM129 75H130V73H129ZM128 75V76H129ZM148 75V74H147ZM146 75V76H147ZM149 75V76H150ZM202 75H203V73H202ZM14 76V75H13ZM25 76H27V75H25ZM24 76V79L25 78H27V77H25ZM127 76V75H126ZM131 76V75H130ZM129 76V77H130ZM142 76V77H143ZM146 76H145V78H146ZM148 76V77H149ZM154 76H156V74L154 75ZM239 77L241 76V75H238ZM258 76V75H257ZM16 77V76H15ZM118 77V76H117ZM151 77V76H150ZM201 77V76H200ZM199 77V78H200ZM10 78H12V77H10ZM29 78V77H28ZM145 78H144V80H145ZM14 79V78H13ZM20 79V78H19ZM104 79H105V77H104ZM143 79V78H142ZM203 79V78H202ZM201 79V80H202ZM258 79H259V77H258ZM18 80V79H17ZM118 80V79H117ZM157 80V79H156ZM236 80V81H235ZM261 80V79H260ZM72 81V80H71ZM107 81V80H106ZM158 81V80H157ZM199 81V80H198ZM245 81V80H244ZM257 81V80H256ZM142 82V81H141ZM24 83V82H23ZM48 83V82H47ZM112 83V82H111ZM137 83V82H136ZM158 83V82H157ZM160 83V82H159ZM162 83V82H161ZM165 83V82H164ZM163 83V84H164ZM194 83H195V81H194ZM193 83V84H194ZM200 83V84H201ZM239 83V82H238ZM262 83V82H261ZM21 84V85H20ZM25 84V83H24ZM30 84V83H29ZM50 84V83H49ZM130 84H132V83H130ZM170 84H168V85H170ZM251 84V83H250ZM253 84V83H252ZM257 84H258V82H257ZM263 84V83H262ZM22 83H19V86L21 87V88H23L22 87ZM26 85V84H25ZM24 85V86H25ZM28 85V84H27ZM32 85V84H31ZM88 85V84H87ZM91 84H89V86H90ZM13 86V85H12ZM14 86H16V85H14ZM29 86L30 85H28V88H29ZM49 86V85H48ZM9 87H11V86H9ZM33 87H34V84H33ZM238 87H239V85H238ZM16 88V87H15ZM36 88V87H35ZM89 88V87H88ZM117 86L115 85V84H112V85H109V86H107V88H106V90H104L103 89V91H105L104 92V94H103V99H101V100H103L104 102H102L101 100V103L103 104L102 106L99 104L100 103V101H92V102H90V103H88V109L87 110H89V108L90 109H92V110H94V112L95 113H97L98 115L100 114V115H106V117H107V115H108V117H109V120H113V121H115V123H116V121L118 122V123H121V122H123L122 120H121V115H124V117L126 116V115H129L130 116V112L131 111H134L133 109H130L129 108V110H128V108H126L125 109V111H122L121 112V110L122 109H124V108H122V109H119L118 108V106H120V103H118L119 105H116V101H118V99L116 98L117 96H116V94H117V92H118V90H117ZM236 88V87H235ZM87 89V88H86ZM151 89V88H150ZM221 89H222V91L223 92H221ZM233 89V88H232ZM18 90H20V89H18ZM101 90V88L100 89H98V91H100ZM236 90V89H235ZM262 90V89H261ZM13 91V90H12ZM120 91H121V89H120ZM16 92V91H15ZM19 92V91H18ZM260 92V91H259ZM1 93V92H0ZM13 93V92H12ZM16 94V93H15ZM14 94V95H15ZM95 94H98L97 93V88H96V90L95 91H93V92H91L90 93V95H89V98L90 99H93V97L95 96ZM101 94V93H100ZM7 95H8V93H7ZM51 95V94H50ZM218 95V94H217ZM234 95V94H233ZM7 98V97H6ZM10 98H11V96H10ZM8 99H9V96H8ZM14 99V98H13ZM98 99V98H97ZM115 99H117V100H115ZM222 99V98H221ZM251 99V98H250ZM260 99V98H259ZM263 99V98H262ZM3 101V100H2ZM5 101V100H4ZM17 101V100H16ZM91 101V100H90ZM216 101H218V100H216ZM261 101V100H260ZM9 102V101H8ZM10 102H12V100L10 101ZM14 102V101H13ZM223 102V101H222ZM262 102V101H261ZM7 103V102H6ZM47 103V102H46ZM64 103H69L70 105H72V110H71V108H70V114L72 115L73 113H77L76 111H79V109H78V107H79V105H78V103H79V101L77 100V98H69V99H63V98H58L57 100H55V106L56 107H62L63 105H64ZM138 103V102H137ZM139 104V103H138ZM143 104H145V103H143ZM242 104V103H241ZM2 105H4V104H2ZM1 105V106H2ZM8 105V104H7ZM22 105V104H21ZM78 105V106H77ZM205 105L206 104H204V103H202L201 105H199V107H205ZM5 106V105H4ZM9 106V105H8ZM11 106H13V105H11ZM86 106H85V109H86ZM128 106V105H127ZM138 106V105H137ZM142 106V105H141ZM150 106V105H149ZM3 107V106H2ZM16 107V106H15ZM77 107V108H76ZM157 107V106H156ZM159 107V106H158ZM160 107H162V106H160ZM159 107V108H160ZM219 107V106H218ZM1 108V107H0ZM5 108V107H4ZM136 108V107H135ZM139 108V107H138ZM78 109V110H77ZM165 109H166V107H165ZM6 110H8V109H6ZM81 111H82V108L80 109ZM84 110V109H83ZM224 110V109H223ZM227 110V109H226ZM1 111V110H0ZM5 111V110H4ZM3 111V112H4ZM80 111V112H81ZM158 111V110H157ZM247 111H249L251 114H254L255 116H259V115H261V111H259V109L258 108H253V107H250V108H248V110ZM11 112V111H10ZM15 112V111H14ZM84 112V111H83ZM86 112V111H85ZM91 112V111H90ZM89 112V113H90ZM124 112V113H123ZM229 112V111H228ZM93 113V112H92ZM133 113V112H132ZM171 113H172V111H171ZM16 114V113H15ZM14 114V115H15ZM82 114V113H81ZM87 114V113H86ZM91 114V113H90ZM174 114V113H173ZM172 114V115H173ZM13 115V114H12ZM94 115V114H93ZM171 115V116H172ZM176 115V114H175ZM207 115V114H206ZM227 115H229V114H227ZM6 116V115H5ZM95 116V115H94ZM209 116V115H208ZM7 117V116H6ZM204 117V116H203ZM202 117V118H203ZM4 118V117H3ZM10 118V117H9ZM13 118V117H12ZM174 118H176V116L174 117ZM211 118V117H210ZM1 119V118H0ZM123 119V118H122ZM172 119H173V117H172ZM199 119V118H198ZM10 120V119H9ZM176 120V119H175ZM206 120V119H205ZM199 121H200V119H199ZM253 122H255V120H252ZM125 122V121H124ZM123 122V123H124ZM153 122V121H152ZM172 122V121H171ZM230 122V121H229ZM253 122H249L250 124L248 125V126H250L249 128L248 127H245V128H248V130L250 131V132H255L256 133V135H258L261 139H263L264 138V134L261 132L262 130L260 129V125L258 126V125H252L253 124ZM257 122V121H256ZM264 122V121H263ZM118 123H116V125H118ZM151 123V122H150ZM164 123V122H163ZM162 123V124H163ZM202 123V122H201ZM215 123V122H214ZM218 123V122H217ZM247 123V122H246ZM252 123V124H251ZM224 124V123H223ZM222 124V125H223ZM232 124V123H231ZM230 124V125H231ZM142 125V124H141ZM149 125V124H148ZM218 125V124H217ZM149 126H151V125H149ZM158 127H159V125H157ZM161 126V125H160ZM226 126H227V124H226ZM228 126H229V124H228ZM227 126V127H228ZM232 126V125H231ZM240 126H241V124H240ZM246 126V125H245ZM153 127V126H152ZM162 127V129H163V126H161ZM5 128V124H4V122H2V120H0V129H4ZM9 128V127H8ZM128 128H130V127H128ZM160 128V127H159ZM167 128H168V126H167ZM222 128V127H221ZM226 128V127H225ZM225 128H223V129H225ZM232 128V127H231ZM244 128V127H243ZM137 129V128H136ZM143 129V128H142ZM156 129H157V127H156ZM165 129V128H164ZM230 129V128H229ZM233 129V128H232ZM16 130V129H15ZM134 130V129H133ZM141 129H140V127L138 128V130H134L133 132V134H135V133H137V134H135V136H139V138H140V136H144V135H146V130L143 132H141L140 131ZM222 130V129H221ZM231 130V129H230ZM235 130V129H234ZM238 130V132H239V135H240V131H239V129H237ZM247 130V129H246ZM247 130V131H248ZM128 131H130V132H132V129L130 128V129H128ZM167 131V130H166ZM228 131L229 130H226V131H224L225 133L224 134H222V135H220L221 136V140H223V142H224V140H225V142L226 141H229L230 140V136H232V135H236L237 136V131L236 132H234L233 130H231V132L233 131L234 132V134H229L228 133ZM248 131V132H249ZM183 132V131H182ZM181 132V133H182ZM214 132V131H213ZM243 132H246V131H242L241 132V134L243 133ZM8 133V132H7ZM184 133V132H183ZM130 133L128 132V135H129ZM132 134V135H133ZM152 134V133H151ZM156 135H158V133H155ZM179 134V133H178ZM186 134V133H185ZM131 135V136H132ZM180 136L181 135H183V134H179ZM248 135H249V133H248ZM248 135H244V137H242L241 139L242 140H245V137H247ZM254 135V134H253ZM130 135H129V137L130 138H134V137H131ZM153 136H154V134H153ZM250 136V135H249ZM129 137H128V139H129ZM182 137V136H181ZM238 137V136H237ZM256 137V136H255ZM142 138V137H141ZM152 138V137H151ZM244 138V139H243ZM259 138V139H260ZM145 139H146V137H145ZM153 139H155V137H153L151 140L153 141ZM237 139V138H236ZM259 139H258V141H259ZM137 140H139V139H137ZM142 140V139H141ZM149 140V139H148ZM148 140H146L147 142L145 143L144 142V144H146L145 146L146 147H148V145H150V146H152L153 147V145H151V143H152V141H148ZM173 140V139H172ZM145 141V140H144ZM157 141V140H156ZM181 141H182V146H181V148H179L178 150H176L177 152L175 153V156H174V160H172V162H171V159H168V157H169V153L167 152V150H166V152H160L159 150H157L156 151V155H157V158H156V160L154 161V163L152 164L151 162V167H149L148 168V166L149 165H147V169H149V171H150V174L158 181H161V182H165L164 183V186L167 188V190H168V188H170L171 189V191H173V193L176 195L175 196V198H177L176 200H177V211L179 212V219L180 220H177V221H179V226L180 227H178L180 230V232L183 234L182 236L184 237L185 235H188V234H191V232H193L195 229H194V227H196L197 226V224L198 225H202L201 227L203 228L204 227V229H206L207 231H208V233H209V231H211V229H215V227L218 229H220V227H222L223 225H222V223H223V221L222 220H224L223 218H221V216L220 217H216V216H213V213H215V215H216V210L218 209L219 210V208L223 205V204H225L226 202H228V200H229V194H232V196L231 197H242V199L243 200H239L237 203L238 204H240V206H241V204H244V199H245V197L247 198V196H249V195H252V191L255 193V191H259V189H258V181H259V178H258V171L256 170L257 169V167H254L253 165H251V164H249L248 166H247V164L246 163H243L242 164V160H241V158H240V156H239V154H238V152H236V151H234V153L233 152H222V151H216V150H213L212 149V151H210L209 152V154L208 155H206L205 154V157H202L200 154H198V151H194L193 149H188V148H186V146H185V141H183L182 139H181ZM246 141V140H245ZM129 142V141H128ZM130 143V142H129ZM128 143V145L130 146V144L132 145V143H130L129 144ZM142 143H143V141H142ZM156 143V142H155ZM233 143V142H232ZM243 143V142H242ZM248 143V142H247ZM259 144V152H260V154L262 155L263 153H264V148H263V144H262V142L260 141V142H258ZM2 143H1V139H0V220H2L3 221V219L4 218H6V216H8V217H10V215L12 216V215H20V213H26V212H24V210H25V208H26V206L28 207L29 206V203L31 202V197H33V195H34V193H32L30 196L31 197H29V192H32V188L31 187H28V183L30 182V183H32L33 181V177H34V173L35 172H37V171H35L34 172V165L33 166H30V165H28V166H22L21 165V167H19L18 165V167L17 166H15V165H13L14 163L12 162V164H11V161L12 160H7L6 158V162L8 161H10V164H8V163H6L5 162V160H4V151L6 150H4L3 149V147H2V145H1ZM143 144V145H144ZM246 144V143H245ZM93 145L94 146H97L98 145V143H96V144H90V147H89V149H91V147H93ZM99 145H105V144H99ZM139 146V149H136V150H134L135 151V154L134 155H132L133 154V152H132V154H131V152H129L128 151V161H126V159H127V151L126 152H124V154H126V156H124V154H121L122 156H124L123 158H124V160L123 159H120V157H119V161L117 162V163H115L116 164V166H114L117 170H123V173H125V172H128V176H132L131 174H135V173H137L138 171H140L141 169H139L140 167L138 166V162H140V160L141 161H143L144 159H145V157H148V156H146V155H148L147 154V151H146V149H142V148H144V146ZM156 145H158V144H156ZM173 145V144H172ZM249 145V144H248ZM5 146V145H4ZM105 147V146H104ZM157 147V146H156ZM159 147V146H158ZM171 147V146H170ZM213 147V146H212ZM211 147V148H212ZM231 147H232V145H231ZM246 147V146H245ZM136 148V147H135ZM167 148V147H166ZM175 148H176V146H175ZM232 148H234V147H232ZM247 148V147H246ZM250 148V150H252L251 148L252 147H249ZM129 149V148H128ZM131 149V148H130ZM129 149V150H130ZM134 149V148H133ZM237 149V148H236ZM235 149V150H236ZM245 149V148H244ZM132 150V149H131ZM130 150V151H131ZM191 150H193V151H191ZM198 150V149H197ZM210 150V149H209ZM249 150V149H248ZM238 151H240V150H238ZM175 152V151H174ZM200 152V151H199ZM203 152V151H202ZM236 152V153H235ZM250 152V151H249ZM132 156V157H130V155ZM203 154H204V152H203ZM84 155V154H83ZM135 158H134V157ZM154 156V155H153ZM172 156V155H171ZM201 156V157H200ZM6 157V156H5ZM61 157H64V159L66 158V156H65V154H61ZM79 157H81V154L79 153V152H76V154H75V156H74V158H79ZM19 158V157H18ZM122 158V157H121ZM143 160H142V159ZM155 158V157H154ZM172 158V157H171ZM67 159V158H66ZM198 159V160H197ZM146 160V159H145ZM148 160V159H147ZM67 162V161H66ZM126 162H128L127 164H128V166L126 165ZM108 163V162H107ZM148 164H149V161L147 162ZM28 164V163H27ZM32 165V164H31ZM140 165V164H139ZM146 165V164H145ZM114 168V169H115ZM128 168V169H127ZM137 168L139 169V170H137ZM144 169H146V168H144ZM67 170H68V166H64V169H63V172H67ZM62 171V170H61ZM34 172V173H33ZM119 173H121V172H119ZM149 173V172H148ZM149 174V175H150ZM170 174H173V177H170V179H168L167 177H169V175ZM127 175V174H126ZM150 175V176H151ZM36 176H38V175H36ZM40 176V175H39ZM145 176V175H144ZM151 176V177H152ZM172 176V175H171ZM12 177L13 179H11V182L12 183H10L9 181L10 180H8V179H10V178ZM41 177V176H40ZM134 177V176H133ZM152 177V178H153ZM257 178H258V181H257ZM13 180V181H12ZM170 180L172 181V182H170ZM32 181V182H31ZM68 181H70V178H69V176H65V178L64 179H62L61 180V182L60 183H67ZM134 181V180H133ZM168 182V183H167ZM33 183H36L35 181L33 182ZM31 185V184H30ZM29 185V186H30ZM147 185V184H146ZM161 185V184H160ZM133 187V186H132ZM139 187V186H138ZM137 187V188H138ZM142 187H143V185H142ZM141 187V189H143ZM135 188H136V186H135ZM136 188V189H137ZM145 188V187H144ZM156 188V187H155ZM246 189L245 191V193L242 191V192H239L240 190H243V189ZM135 189V190H136ZM146 189V188H145ZM164 190H165V188H163ZM31 190V191H30ZM134 190V191H135ZM150 190V189H149ZM166 190V191H167ZM132 191V190H131ZM148 191V190H147ZM152 191V190H151ZM158 191H160L159 189H158ZM158 191H155V192H157L158 194H159V192ZM170 191V190H169ZM168 191V192H169ZM50 193H52L53 195L55 194L56 196H57V194H59V188H58V186L56 185V184H54V185H52L51 187H50V191H49ZM136 192V191H135ZM134 192V193H135ZM139 192V191H138ZM143 192V191H142ZM28 193V194H27ZM147 193V192H146ZM151 193H153V192H151ZM173 193H172V196H173ZM235 193V194H234ZM27 194V195H26ZM131 194V193H130ZM138 194H140V193H138ZM137 194V192H136V196H139ZM142 195H143V193H141ZM145 194V193H144ZM148 194V193H147ZM157 194V195H158ZM132 195V194H131ZM131 195H130V198H131ZM149 196H150V193L148 194ZM148 195H146L145 194V196H148ZM157 195H155V196H153V197H157ZM161 195V194H160ZM159 195V196H160ZM135 196V195H134ZM144 196V195H143ZM143 196H140V200H142L141 199V197L143 198ZM167 196H169V195H167ZM135 198V197H134ZM144 198H147V197H144ZM170 198V197H169ZM252 198L253 197H251V198H249V203H251L253 200H252ZM34 199V198H33ZM32 199V200H33ZM89 200V199H88ZM133 200V199H132ZM138 199H135L134 201H137ZM145 200V199H144ZM144 200H142V201H144ZM149 200H151V198L149 199ZM153 200V199H152ZM175 200V201H176ZM246 200H248V199H246ZM28 201H29V203H28ZM130 201H131V199H130ZM130 201H128V202H130ZM133 201V202H134ZM139 201V200H138ZM242 201V202H241ZM132 202V201H131ZM130 202V203H131ZM132 202V203H133ZM160 202H162V201H160ZM165 202V201H164ZM210 202H212V203H210ZM248 201H246V203H247ZM27 203H28V205H27ZM31 203H33V201L31 202ZM30 203V204H31ZM35 203V202H34ZM129 203V204H130ZM172 203V202H171ZM176 203V202H175ZM249 203H248V206H249ZM135 205V204H134ZM147 205V204H146ZM163 205H165V204H163ZM31 206V205H30ZM52 206V205H51ZM162 206V205H161ZM166 206H167V204H166ZM225 206V205H224ZM141 207V206H140ZM151 207V206H150ZM168 207V206H167ZM201 208V211H199L200 210V208ZM245 207V206H244ZM31 208V207H30ZM56 208H58V209H60L61 211L62 210H64L63 209V207H62V205H60L59 203H58V205L56 206ZM135 208V207H134ZM149 208V207H148ZM198 208H199V210H198ZM222 208V207H221ZM32 209V208H31ZM258 209H262V205L260 204V206L258 207ZM28 210V209H27ZM26 210V211H27ZM150 210H154V208L153 209H151L150 208ZM160 210V209H159ZM166 210V209H165ZM164 210V211H165ZM196 210H198L199 212H200V214L198 213V211H196ZM60 211V212H61ZM140 211V210H139ZM199 214L198 216H199V218L197 219V216L195 217L196 219H197V223L194 221V219L191 217V215L192 214H196V212ZM240 211H242V209L240 210ZM245 211V210H244ZM32 212V211H31ZM151 212V211H150ZM149 212V213H150ZM154 212V211H153ZM177 212V213H178ZM195 212V213H194ZM219 212V211H218ZM243 212V211H242ZM233 213V212H232ZM73 214V213H72ZM261 214V213H260ZM14 215V216H15ZM34 215V214H33ZM220 215V214H219ZM228 215V214H227ZM234 215V213L232 214V216ZM242 215H244V214H241V213H237L236 212V216H233L232 218H233V220H230L231 218L228 216V218L229 219H227V221L228 220H230L231 221V223H233V226L229 229V230H231V231H229V232H231L228 236L230 237L229 238V240L230 239H232V241H234V242H230L229 241V243H231V244H228V242H225V241H220L219 242V244H217V245H219L218 246V249H219V251H218V249L216 250V251H218V253L220 252V255H221V257H225V258H228L229 256H230V253L232 252H230V250L233 248V250H234V243H238V241H236L235 242V240H236V237H237V235L235 234L236 232H238L237 230H239V227L241 228V225L240 224H242ZM13 216V217H14ZM47 216V215H46ZM75 216V215H74ZM74 216L73 215H68L67 216V220L65 221V222H60V221H58V220H56V219H54V218H50V216H49V214H48V216L46 217L47 218V220H49L52 224H54V225H60L61 227L63 226L64 228H65V230H71L70 228L72 227V226H76L77 227V229H78V227H81V224L78 222V220H76L75 218H74ZM2 217H4V218H2ZM13 217L11 218V219H13ZM16 217V216H15ZM41 217V216H40ZM194 217V216H193ZM223 217V216H222ZM244 218L246 217V216H243ZM17 218H18V216H17ZM16 218V219H17ZM57 218V217H56ZM226 218H227V216H226ZM225 218V219H226ZM7 219V218H6ZM5 219V220H6ZM43 219H45L44 217H43ZM242 219V220H241ZM14 220V219H13ZM13 220H12V223H13ZM8 221H10V219L8 220ZM7 221V222H8ZM15 221V220H14ZM46 221V220H45ZM64 221V220H63ZM84 221V220H83ZM1 222V221H0ZM4 223L6 222V221H3ZM2 222V223H3ZM6 222V223H7ZM225 222H226V220H225ZM224 222V223H225ZM246 222V221H245ZM2 223H0L2 226H4V224H2ZM16 223V222H15ZM15 223H13V224H15ZM50 223V224H51ZM209 223H210V225H209ZM228 223L229 222H227L226 224L228 225ZM243 223H244V221H243ZM12 224V225H13ZM230 224V223H229ZM0 225V227H2ZM10 225V224H9ZM9 225H8V227H9ZM227 225H226V227H227ZM247 225V224H246ZM7 226V224H5V227ZM15 226V225H14ZM13 226V227H14ZM101 226V225H100ZM212 227H214V228H212ZM248 227V226H247ZM224 228V227H223ZM243 228V227H242ZM245 228V227H244ZM85 229V228H84ZM198 229H199V226H198ZM228 229V228H227ZM101 230V229H100ZM153 230V229H152ZM205 230V231H206ZM241 230V229H240ZM239 230V231H240ZM244 230V229H243ZM177 231V230H176ZM226 231V230H225ZM64 232V231H63ZM69 232V231H68ZM80 232V231H79ZM82 232V231H81ZM99 232V231H98ZM107 232V231H106ZM228 232V231H227ZM1 233V232H0ZM113 233V232H112ZM119 233V232H118ZM152 233V232H151ZM196 233H197V231H196ZM199 233H201V231L199 232ZM203 233H204V231H203ZM5 234H6V232H5ZM68 234V233H67ZM80 234V233H79ZM194 234V233H193ZM205 235V240L204 241H209V240H207L206 239V237H207V235H206V232L204 233ZM225 234H227L226 232H225ZM78 235V234H77ZM123 235V234H122ZM203 235V234H202ZM211 235V234H210ZM56 236V235H55ZM68 236V235H67ZM89 236V235H88ZM86 237V235H85V237H86V239H85V237H82L81 236V238H83V239H85V240H87V242L88 243H90L89 241H88V238L89 237ZM182 236H180V240L182 239ZM190 236V235H189ZM197 236V235H196ZM226 236V235H225ZM227 236V237H228ZM78 237V236H77ZM106 237V236H105ZM198 237H200V239L203 237V236H198ZM16 237L14 236L13 237V235L11 236V235H3V234H0V249L1 248H3V247H8V249H5V251L7 252V251H10V249H12L13 250V248L15 247V245H17L16 243H17V241L18 240H16L15 239ZM72 238V237H71ZM99 238V237H98ZM208 238V237H207ZM226 238V237H225ZM224 238V239H225ZM237 238H239V237H237ZM73 239V238H72ZM90 239H92V238H90ZM187 239V238H186ZM189 239V238H188ZM191 239V238H190ZM189 239V240H190ZM197 239V238H196ZM200 239H197V241L199 240V241H201ZM223 239V240H224ZM52 240V239H51ZM56 240V239H55ZM70 240V239H69ZM74 240V244L72 243V245H70V248H71V250L72 249H76L77 251H82L83 252V257L84 256H88V255H91V257L89 256L88 258H90V259H88V262H89V264H112V262H115V259H114V257L113 256H116V254L115 253H113L114 255L113 256H111L110 254H112V251L113 250H108V249H110V248H108V247H110V246H108V243L106 244L105 242V244L103 245V244H101L102 242L101 241H99V242H101V243H99V242H97V243H95L94 242V240H93V242H94V246L97 244V246L99 245V246H101L102 245V247H100V248H97V246L94 248V249H92L91 251H90V253H89V250L87 249L86 251L88 252H86V251H83V250H78L77 248H79L78 247V243H79V240H78V238L75 240V239H73ZM81 240V239H80ZM91 240V241H92ZM114 240V239H113ZM179 240V241H180ZM183 240V239H182ZM188 240V241H189ZM222 240V239H221ZM245 240V239H244ZM82 241V240H81ZM96 241V240H95ZM157 241V240H156ZM187 241V242H188ZM86 242V241H85ZM87 242H86V244H87ZM161 242V241H160ZM202 242H203V240H202ZM223 242H225V243H223ZM66 243H68V242H66ZM65 243V244H66ZM70 243V242H69ZM185 243V242H184ZM199 243V242H198ZM207 244V245H209V243L210 242H204V244ZM220 243H222V244H220ZM262 243V242H261ZM55 244V243H54ZM80 244V243H79ZM101 244V245H100ZM126 244V243H125ZM128 244V243H127ZM203 243H202V248L201 249H203L204 247L203 246H205ZM256 244H260V243H257L256 242ZM89 245H93V244H89ZM189 245V244H188ZM195 245H197V243L195 244ZM206 245V248L208 247ZM85 246V245H84ZM93 246V247H94ZM127 246V245H126ZM183 246V245H182ZM193 246V245H192ZM200 246V245H199ZM236 246H237V244H236ZM213 247V246H212ZM257 247V246H256ZM258 247H259V245H258ZM66 248V247H65ZM68 248V247H67ZM127 248V247H126ZM180 248H182V247H180ZM214 248H215V246H214ZM237 248V247H236ZM250 248V247H249ZM112 249V248H111ZM205 249V248H204ZM216 249V248H215ZM70 250V249H69ZM70 250V251H71ZM131 250V249H130ZM191 250V249H190ZM247 250H248V248H247ZM255 250L257 251V248H255ZM60 251H62V250H60ZM65 251V250H64ZM63 251V252H64ZM70 251H69V255H70ZM73 251V253H74V250H72ZM71 251V252H72ZM115 251V250H114ZM244 250L242 249V252H243ZM81 252V253H82ZM86 252V253H85ZM121 252V251H120ZM122 252H124V251H122ZM126 252H128V251H126ZM187 252V251H186ZM254 252V251H253ZM1 253V252H0ZM80 253V254H81ZM139 253V252H138ZM150 253V252H149ZM233 253H235V252H233ZM232 253V254H233ZM255 253V252H254ZM77 254H79L78 252L75 254V255H77ZM148 254V253H147ZM153 254V253H152ZM196 254H197V252H196ZM14 255V254H13ZM133 255V254H132ZM180 255H182V253L181 254H179V257H180ZM198 255V254H197ZM197 255H195V258H193V259H196V260H199V262H200V259H199V256H197ZM237 255V254H236ZM65 256H67V255H65ZM71 256H73V254H71ZM79 256V255H78ZM126 256V255H125ZM74 257V256H73ZM77 257V256H76ZM112 257H113V259H114V261H112ZM117 257V256H116ZM136 257V256H135ZM157 257V256H156ZM194 257V256H193ZM209 257V256H208ZM236 258L234 259L233 257V260H232V262L234 263V264H237L241 259H243V258H245L246 259V261L248 262H250L251 260H253L254 258H256V253L255 254H252V251H251V253H246L245 251L243 252V253H238V255L237 256H235ZM10 258V256L9 255H7L6 253L5 254H0V262H3V261H8V259ZM231 258V259H232ZM119 259V258H118ZM118 259L116 260V261H118ZM132 259V258H131ZM134 259V258H133ZM132 259V263H130V264H143V263H141L140 261H138V260H140V259H138L137 261H134ZM153 259V258H152ZM245 259H243V260H245ZM64 260V259H63ZM135 260H136V258H135ZM159 260V259H158ZM203 260V259H202ZM221 260V259H220ZM75 261V260H74ZM73 261V262H74ZM79 261V260H78ZM85 261V260H84ZM125 261V260H124ZM134 261V262H133ZM182 261V260H181ZM191 261V260H190ZM204 261V260H203ZM207 261V260H206ZM222 261V260H221ZM231 261V260H230ZM245 261V262H246ZM63 262V261H62ZM122 262H123V260H122ZM150 262V261H149ZM183 262V261H182ZM181 262V263H182ZM184 262H185V260H184ZM202 262V261H201ZM218 262V261H217ZM220 262V261H219ZM231 262V263H232ZM70 263L72 264V262L70 261ZM83 263V262H82ZM120 263V262H119ZM180 263V264H181ZM186 263V262H185ZM197 263V262H196ZM210 263H213V262H210ZM220 263H222V262H220ZM240 263H241V261H240ZM33 264H40L39 262H37V261H33ZM63 264V263H62ZM67 264V263H66ZM81 264V263H80ZM115 264V263H114ZM123 264H126V263H124L123 262ZM129 264V263H128ZM204 264V263H203ZM214 264H216V263H214ZM262 264V263H261ZM263 264H264V260H263Z\"/></svg>", "mask_w": 264, "mask_h": 264}, {"label": "flooded vegetation", "instance_id": "3", "mask_svg": "<svg viewBox=\"0 0 264 264\" xmlns=\"http://www.w3.org/2000/svg\"><path fill=\"white\" fill-rule=\"evenodd\" d=\"M126 78L129 81L130 77L126 76ZM245 87H247V86L242 85L241 87H238L237 88L238 89L237 90V95H232V96L228 97L226 102L224 101L225 104H230L231 102H234L237 99H239V104H240V101H245L243 97L246 96V95H250L251 94V93L245 94V92L242 91ZM256 87H258V88L254 89V92L256 94H258L259 91L261 92V89H260L261 85L257 84ZM170 89L174 90L175 92L173 94L172 93H167L166 91H168ZM196 89H198V90H196ZM206 89H209V91L206 92ZM147 91H149V90H147ZM158 92H161V94L162 93L163 94L164 93L171 94L173 96H176V98H174V99L179 100L180 99L179 97H181V96H190V95L192 96V95H195V94H198L199 96H201V94H210L211 92H213V90L210 87H207V86L206 87L205 86L204 87H201V86H192L191 87L189 85H183L182 87L181 86L177 87V85H174V86H172V88H170V87H168V85H164V86H160L158 88ZM253 100L256 101V100H260V99L259 98H254ZM176 102L179 103V104H186V103L189 104V103H191L189 101H182V102L176 101ZM246 102H248V101H246ZM104 119H106V118H104ZM58 132L59 131H57V130H53L52 132H50L51 138H54V140L55 139H59V138L61 139V135H59ZM50 141H52V142H50L51 147H54V148L57 147L58 141H56V140L55 141L50 140ZM35 249H37V248H35Z\"/></svg>", "mask_w": 264, "mask_h": 264}, {"label": "crops", "instance_id": "4", "mask_svg": "<svg viewBox=\"0 0 264 264\" xmlns=\"http://www.w3.org/2000/svg\"><path fill=\"white\" fill-rule=\"evenodd\" d=\"M130 261H132V259H131ZM130 261H129V262H130ZM129 262H128V263H129Z\"/></svg>", "mask_w": 264, "mask_h": 264}]
</instances>
